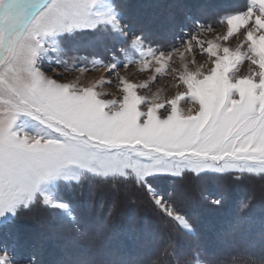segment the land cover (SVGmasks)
I'll return each instance as SVG.
<instances>
[{"label": "snow or ice", "instance_id": "snow-or-ice-1", "mask_svg": "<svg viewBox=\"0 0 264 264\" xmlns=\"http://www.w3.org/2000/svg\"><path fill=\"white\" fill-rule=\"evenodd\" d=\"M85 35L106 42L107 58L69 56ZM208 175L264 182V0L189 16L164 40L128 21L119 0H0V264H35L9 239L35 209L92 240L68 198L85 183L151 212L144 264H264V221L258 245L216 258L181 251L179 236L195 232L182 182Z\"/></svg>", "mask_w": 264, "mask_h": 264}, {"label": "rangeland", "instance_id": "rangeland-1", "mask_svg": "<svg viewBox=\"0 0 264 264\" xmlns=\"http://www.w3.org/2000/svg\"><path fill=\"white\" fill-rule=\"evenodd\" d=\"M119 3L126 18L135 27L142 29L150 39L164 40L170 35L173 27L184 22L187 17L191 16L202 20L212 19L222 12L242 7L244 0H119ZM68 54L69 56L84 57L87 60L94 57L107 58L106 42L95 41L92 37L85 35L70 45ZM189 182L192 183V180H184L182 183ZM167 183H169L167 179L162 180L160 187H170ZM205 183H218V181L211 179L204 183L198 182L196 185L198 187L205 185ZM208 194L205 192L203 197L201 195L189 196L186 210L193 225V220L197 217L201 216L204 219L198 220L203 222L207 228V233L203 234L202 237L211 239V243L216 244L213 252L225 254L234 246L223 244L224 242L219 239L220 237L217 238L215 233H220L219 230L222 227L220 219H224L223 208L211 205L205 199ZM77 197L78 195L72 194L71 198H68L73 202ZM73 204L78 218L91 226L94 238L89 241L81 239L80 234L70 222H58L47 212L39 209L25 212L16 219L14 233L9 238L14 240L18 258L21 261L26 262L29 258L34 257L35 264H81L82 261L125 264L126 259L129 256L132 257L134 253L139 258L138 262L144 264L150 257L156 246L157 227L153 223L152 226H149L147 224L149 221L141 220V231L137 229L135 231V228L130 227L128 234L132 235L133 242L129 243V249L125 248L128 244L127 241H124L126 237L122 234L123 230H118V232L117 229L114 230V227L120 224H116V222H114L115 224L113 222L108 223L110 225L105 224L107 213L105 216H101L103 208H106L103 207L102 203L92 207L84 197V200ZM258 209L260 210V208ZM129 217L132 223L137 220V215L134 212H131ZM225 217L223 225L230 221L228 214ZM194 236H196L195 232L194 234L179 236L180 247L187 248L185 251H181L187 252L193 246L201 248V236L198 235L196 238ZM242 238L239 237L238 242ZM4 241L5 235L0 233V242Z\"/></svg>", "mask_w": 264, "mask_h": 264}, {"label": "trees", "instance_id": "trees-1", "mask_svg": "<svg viewBox=\"0 0 264 264\" xmlns=\"http://www.w3.org/2000/svg\"><path fill=\"white\" fill-rule=\"evenodd\" d=\"M188 178L185 180H192V183H182V186L187 192L188 197H193L194 195H201L203 197L205 192L211 193L213 195H223L224 202L222 206H219V208H223L224 219L228 214L230 216V221L228 223L226 222V224L223 225L225 221L223 218H221L220 222L222 223V227L219 230L220 233H215L217 238L220 237L219 239L224 242L223 244H231L232 247L234 246V248L238 250L244 249L250 243H255L257 245L259 244V226L261 221H264V182L260 181L259 179L237 180L233 177H222L214 175H208L200 180L192 179L191 176H189ZM211 179L217 180L218 183H205V185L198 186L200 188H198L196 185L198 182L204 183ZM167 185L171 186L169 183H167ZM72 194H74V196L78 195V197L73 200V203L75 204L78 201L84 200L85 197L88 204L92 207L98 206V204L101 203L103 207H106L103 208L104 210H102L101 216H105V213H107V220L105 219V224L107 225H110L108 223L112 222L120 224L119 226H115L114 230L117 229V232L118 230H123L122 234L124 235V237H126V239H123L124 241H127L128 244V246L125 248L130 249L129 243L133 242L131 238L132 235L128 234L130 227L135 228V231L140 230L141 220L149 221V223H147L149 226H152L153 223V225L157 227L155 218L145 206L132 202L116 189L103 188L95 190V192L92 193L90 186L85 183L83 187L69 193L70 198ZM260 197L262 199H259ZM243 202H248L249 207L244 212H240V205ZM258 208H260V210ZM131 212H134L137 215V220L134 222L135 226L134 223L129 220V214H131ZM241 217H245L246 220L244 222H241ZM200 219L204 220L201 216H199L197 217V219L193 220V222L196 235L194 237L196 238L198 235L201 236V249L204 251L208 258L223 257L224 254H217L216 251L213 252V250H215L214 245L216 244H213L214 242L211 243V239L202 237L203 234L207 233V228L206 226H204L203 222L198 221ZM239 237L243 238L238 242ZM180 249L185 251V249L187 248L180 247ZM126 260L127 261L125 264H140L138 262L139 258L137 254L134 253L132 257L129 256Z\"/></svg>", "mask_w": 264, "mask_h": 264}]
</instances>
